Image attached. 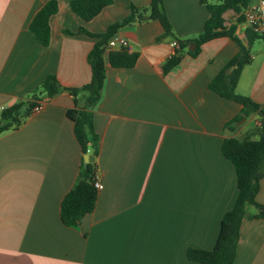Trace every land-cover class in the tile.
<instances>
[{
	"label": "crops",
	"instance_id": "1",
	"mask_svg": "<svg viewBox=\"0 0 264 264\" xmlns=\"http://www.w3.org/2000/svg\"><path fill=\"white\" fill-rule=\"evenodd\" d=\"M58 3L50 18L51 39L41 46L30 31L36 14ZM73 0H0V113L31 100L48 76L69 89L91 81L88 56L98 39L92 34L125 19L130 7L148 8L152 0H108L89 22L71 9ZM214 0H164L173 35L158 21L134 23L118 31L137 60L114 67L104 55L105 81L91 109L100 138L97 174L103 183L95 210L76 228L63 224L60 207L75 186L83 155L67 117L75 97L61 93L32 113L17 130L0 135V264H200L188 249L212 250L224 215L237 197L235 168L224 157L225 139L258 140L260 118L253 114L225 128L242 106L209 86L240 52L229 37L213 39L191 57L164 71L177 51L173 41L204 32ZM243 13V10H242ZM239 14L228 9L224 26L250 53L236 92L264 107V39ZM43 97V96H41ZM47 99V98H44ZM257 201L264 206V179ZM247 207L234 264H264V219Z\"/></svg>",
	"mask_w": 264,
	"mask_h": 264
},
{
	"label": "trees",
	"instance_id": "2",
	"mask_svg": "<svg viewBox=\"0 0 264 264\" xmlns=\"http://www.w3.org/2000/svg\"><path fill=\"white\" fill-rule=\"evenodd\" d=\"M220 5H207L211 14L205 24L204 32L196 38L182 41L177 55L172 57L164 66L168 72L177 66L182 59L183 51L190 44L191 57H197L200 48L205 43L220 37H229L240 46L239 54L215 77L209 88L219 96L236 102L242 106V112L225 128L243 122L249 116L256 114L260 118V125L256 129L258 140L251 137L244 139L228 138L222 145V153L230 160L235 168L237 178L238 197L232 210L227 212L221 223V229L215 247L212 250L188 249L187 258L200 264H234L237 246L240 238L242 221L247 217V207L252 206L257 210L254 219H264V206L257 201L260 183L264 179V107L255 103L252 99L241 96L236 92L239 79L244 67L251 63L250 53L235 37V26H224V13L233 9L239 14L238 22H243L242 10L246 0H214ZM111 2L108 0H73L71 9L74 14L84 22H89L98 16ZM58 12V3L49 1L35 16L30 24V31L37 42L47 47L51 39L50 18ZM158 21L164 29V36L173 35L172 25L168 19L164 0H152L148 8L139 9L130 7V14L123 20L111 24L102 34H92L84 27H80L79 34L98 39L94 49L88 56L91 67V81L81 89H69L63 87L55 76H48L41 87L30 95L31 100H21L12 107L6 108L0 113V135L5 132L19 129L28 119L34 107L44 98L53 99L61 93H69L75 97L81 95L77 107L67 112V117L74 123V132L83 155H91L98 159L100 155V138L95 132L93 113L91 109L99 102L105 81L104 55L108 50L109 41L116 36L119 30L134 23ZM137 56L129 54L127 50L109 54V62L114 67H132ZM43 96V97H41ZM97 175V163L83 161L81 171L75 186L63 198L60 207V215L63 224L67 227H78L83 218L91 214L96 207L99 192L94 187Z\"/></svg>",
	"mask_w": 264,
	"mask_h": 264
},
{
	"label": "built area",
	"instance_id": "3",
	"mask_svg": "<svg viewBox=\"0 0 264 264\" xmlns=\"http://www.w3.org/2000/svg\"><path fill=\"white\" fill-rule=\"evenodd\" d=\"M242 16L247 27L254 34L264 39V0H246ZM172 47L177 51L180 48V43L178 41H173ZM114 48H120L127 51L131 50L129 42L119 35L114 36L108 43L107 49L110 50ZM48 100L49 99L47 98L38 102L32 113L40 112ZM94 187L98 192L103 190V183L98 174L95 177Z\"/></svg>",
	"mask_w": 264,
	"mask_h": 264
},
{
	"label": "water",
	"instance_id": "4",
	"mask_svg": "<svg viewBox=\"0 0 264 264\" xmlns=\"http://www.w3.org/2000/svg\"><path fill=\"white\" fill-rule=\"evenodd\" d=\"M86 162L87 163H91V164H95V158L93 156H87L86 157Z\"/></svg>",
	"mask_w": 264,
	"mask_h": 264
},
{
	"label": "rangeland",
	"instance_id": "5",
	"mask_svg": "<svg viewBox=\"0 0 264 264\" xmlns=\"http://www.w3.org/2000/svg\"><path fill=\"white\" fill-rule=\"evenodd\" d=\"M81 101H82V98H81Z\"/></svg>",
	"mask_w": 264,
	"mask_h": 264
}]
</instances>
